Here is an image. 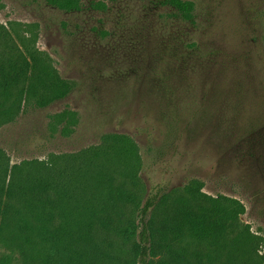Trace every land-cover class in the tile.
Listing matches in <instances>:
<instances>
[{
  "label": "rangeland",
  "instance_id": "1",
  "mask_svg": "<svg viewBox=\"0 0 264 264\" xmlns=\"http://www.w3.org/2000/svg\"><path fill=\"white\" fill-rule=\"evenodd\" d=\"M79 1L66 11L49 0H0V61L17 57L26 39L72 83L46 107L18 99L13 108L17 97H0V164L78 154L107 134L129 135L140 157L137 186L126 177L130 165L113 160L115 187L100 192L135 195L126 211L137 223L154 193L165 197L161 218L182 200L214 209L215 198L236 199L245 207L240 230L260 242L257 253L241 249L240 262L264 264V0H185L195 4L191 19L170 0ZM63 111L75 114L67 135L54 125ZM191 185L202 195L194 199ZM110 237L114 264L129 259L138 236ZM7 253L0 244V260ZM12 264L30 263L17 252Z\"/></svg>",
  "mask_w": 264,
  "mask_h": 264
},
{
  "label": "trees",
  "instance_id": "2",
  "mask_svg": "<svg viewBox=\"0 0 264 264\" xmlns=\"http://www.w3.org/2000/svg\"><path fill=\"white\" fill-rule=\"evenodd\" d=\"M49 3L66 11L81 8L79 0ZM170 3L184 18L193 17L192 1ZM22 46L17 57L6 53L0 61V97H17L13 108L18 99L39 107L64 99L72 83L59 75L44 52L26 39ZM54 119L55 128L63 125L60 133L67 135L75 114L63 111ZM113 160L130 165L126 177L137 186L138 145L126 134H107L99 147L78 154L53 153L47 160L23 161L11 169L0 164V244L10 250L0 264H12L17 252L30 264H114L111 235L127 242L138 236L129 259L118 258L120 264H241V249L257 253L260 242L249 227L240 230L245 207L233 198H215L214 209L182 200L170 211L173 215L161 218L165 197L154 193L139 209L137 223L136 215L126 211L135 195L126 196L120 187L100 192L119 175L108 172ZM186 190L194 199L202 195L197 185Z\"/></svg>",
  "mask_w": 264,
  "mask_h": 264
}]
</instances>
